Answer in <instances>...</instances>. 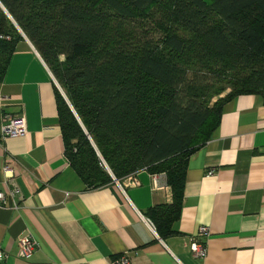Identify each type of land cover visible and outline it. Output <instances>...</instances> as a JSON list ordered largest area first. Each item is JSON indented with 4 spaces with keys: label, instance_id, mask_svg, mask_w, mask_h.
I'll return each mask as SVG.
<instances>
[{
    "label": "trees",
    "instance_id": "1",
    "mask_svg": "<svg viewBox=\"0 0 264 264\" xmlns=\"http://www.w3.org/2000/svg\"><path fill=\"white\" fill-rule=\"evenodd\" d=\"M0 3L10 15L0 7V79L22 37L15 22L65 92L61 133L80 178L98 188L143 167L163 172L174 206L162 221L176 216L187 157L222 105L264 100V0Z\"/></svg>",
    "mask_w": 264,
    "mask_h": 264
},
{
    "label": "crops",
    "instance_id": "2",
    "mask_svg": "<svg viewBox=\"0 0 264 264\" xmlns=\"http://www.w3.org/2000/svg\"><path fill=\"white\" fill-rule=\"evenodd\" d=\"M52 77L29 39H18L0 79V247L9 252L0 264H106L124 252L132 264H264L261 96L222 105L187 157L180 206L167 222L174 193L163 172L143 167L98 188L80 178L65 154L56 90L66 98ZM4 114L24 115L26 135L2 138ZM200 225L208 234H196ZM28 234L37 246L24 260L18 240ZM192 242L207 247L203 257L190 253Z\"/></svg>",
    "mask_w": 264,
    "mask_h": 264
},
{
    "label": "built area",
    "instance_id": "3",
    "mask_svg": "<svg viewBox=\"0 0 264 264\" xmlns=\"http://www.w3.org/2000/svg\"><path fill=\"white\" fill-rule=\"evenodd\" d=\"M0 37H2L0 35ZM6 39H9V36H5ZM53 78V77H52ZM61 90V88H60ZM62 91V90H61ZM27 133V122L24 115L20 114H4L2 117L1 123V136L2 138H14L24 136ZM105 164V163H104ZM5 173H11V168L9 163H6L3 167ZM113 177V176H112ZM113 180L118 182V179L113 177ZM16 191V190H15ZM4 202L3 192L0 191V207ZM145 224L149 227L150 233L154 237H157V233L155 232V226L153 222L149 219L143 218ZM209 228L204 225H200L196 231V234H208ZM19 242V253L20 257L24 260H28L31 258L36 246L37 240L30 234L22 236L18 240ZM190 253L194 257H203L207 252V247L202 243L192 242L190 244ZM9 256V252L4 248L0 247V261L6 259ZM106 264H132L129 255L127 252L121 253L118 256L108 260Z\"/></svg>",
    "mask_w": 264,
    "mask_h": 264
},
{
    "label": "water",
    "instance_id": "4",
    "mask_svg": "<svg viewBox=\"0 0 264 264\" xmlns=\"http://www.w3.org/2000/svg\"><path fill=\"white\" fill-rule=\"evenodd\" d=\"M0 7L4 10V12L10 17V15L8 14L7 10L5 9V7L0 3ZM14 22V21H13ZM16 28L18 29V31L21 33V35L27 39V37L25 36V34L22 32V30L18 27V25L14 22ZM65 96V95H64ZM66 98V96H65Z\"/></svg>",
    "mask_w": 264,
    "mask_h": 264
},
{
    "label": "rangeland",
    "instance_id": "5",
    "mask_svg": "<svg viewBox=\"0 0 264 264\" xmlns=\"http://www.w3.org/2000/svg\"><path fill=\"white\" fill-rule=\"evenodd\" d=\"M53 77L55 78V76L53 75ZM55 80H56V78H55ZM56 82L58 83V81L56 80ZM58 85H59V83H58ZM60 86V85H59ZM61 87V86H60ZM62 89V88H61ZM63 90V89H62ZM64 92V91H63ZM227 91H225V92H223L222 94H220L219 95V97L220 96H223L225 93H226ZM64 94H65V92H64ZM216 98H218V96H215V98H213V100H215Z\"/></svg>",
    "mask_w": 264,
    "mask_h": 264
}]
</instances>
